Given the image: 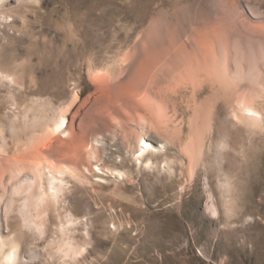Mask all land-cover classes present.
<instances>
[{"label": "bare ground", "instance_id": "bare-ground-1", "mask_svg": "<svg viewBox=\"0 0 264 264\" xmlns=\"http://www.w3.org/2000/svg\"><path fill=\"white\" fill-rule=\"evenodd\" d=\"M24 1L27 19L0 62V264H80L93 240L75 232L81 203L114 206L126 179L156 192V136L190 180L264 139V0ZM85 68L93 91L81 100ZM120 139L143 163L134 178L102 166L101 141ZM109 176L118 181L102 184Z\"/></svg>", "mask_w": 264, "mask_h": 264}, {"label": "rangeland", "instance_id": "rangeland-1", "mask_svg": "<svg viewBox=\"0 0 264 264\" xmlns=\"http://www.w3.org/2000/svg\"><path fill=\"white\" fill-rule=\"evenodd\" d=\"M24 3V0L2 1L13 18L11 23L0 18L3 66L7 64L4 54L12 46L10 35L16 33V27L23 29L22 23L27 19ZM81 81L83 100L93 91L86 68ZM67 82L65 100L75 86L73 80ZM44 84L42 79L40 87L44 88ZM44 99L49 101L51 97L45 95ZM7 110L5 104L3 111ZM118 141H101L100 145L106 147L101 156L102 166L120 165L126 177L134 178L143 163L136 162L127 145L121 139ZM257 141L258 146L228 150L223 161L213 157L209 168L199 166V178L190 180L176 156L178 151L156 136L151 142L160 149V156L154 159L151 168L160 170L156 192L147 185V192L142 194L140 186L133 188L126 179L128 188L114 206L109 205L110 199L100 202L95 196L81 203L80 224L75 225V232L83 236L88 233L93 240L77 256L80 264H264V139ZM27 143L24 139L18 146L11 144L7 154L22 152L29 146ZM118 146L124 147L121 154L114 152ZM166 156L174 157L175 161L163 162ZM108 179L101 183L113 185L118 181L114 176ZM50 235L54 237L56 233ZM39 250L46 256L55 249L39 246Z\"/></svg>", "mask_w": 264, "mask_h": 264}]
</instances>
